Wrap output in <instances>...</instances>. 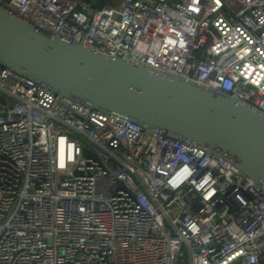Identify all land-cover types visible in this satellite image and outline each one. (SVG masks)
<instances>
[{"label": "built area", "instance_id": "obj_1", "mask_svg": "<svg viewBox=\"0 0 264 264\" xmlns=\"http://www.w3.org/2000/svg\"><path fill=\"white\" fill-rule=\"evenodd\" d=\"M0 0L39 29L264 114V0ZM0 264H264L233 157L0 63Z\"/></svg>", "mask_w": 264, "mask_h": 264}, {"label": "water", "instance_id": "obj_2", "mask_svg": "<svg viewBox=\"0 0 264 264\" xmlns=\"http://www.w3.org/2000/svg\"><path fill=\"white\" fill-rule=\"evenodd\" d=\"M0 63L60 97L233 157L264 188V114L230 96L64 40L1 4Z\"/></svg>", "mask_w": 264, "mask_h": 264}, {"label": "rangeland", "instance_id": "obj_3", "mask_svg": "<svg viewBox=\"0 0 264 264\" xmlns=\"http://www.w3.org/2000/svg\"><path fill=\"white\" fill-rule=\"evenodd\" d=\"M118 1L119 0H104V3H107V4H110V5L114 6V7H117L118 4H119Z\"/></svg>", "mask_w": 264, "mask_h": 264}, {"label": "trees", "instance_id": "obj_4", "mask_svg": "<svg viewBox=\"0 0 264 264\" xmlns=\"http://www.w3.org/2000/svg\"><path fill=\"white\" fill-rule=\"evenodd\" d=\"M91 1H93L96 6H101L102 4H104V0H91Z\"/></svg>", "mask_w": 264, "mask_h": 264}]
</instances>
